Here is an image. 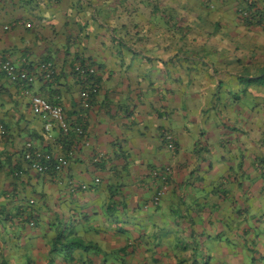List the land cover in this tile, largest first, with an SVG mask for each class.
Returning a JSON list of instances; mask_svg holds the SVG:
<instances>
[{"label":"crops","instance_id":"0c3cea01","mask_svg":"<svg viewBox=\"0 0 264 264\" xmlns=\"http://www.w3.org/2000/svg\"><path fill=\"white\" fill-rule=\"evenodd\" d=\"M221 1L234 16L239 0ZM232 20L221 21L231 36L192 40L197 54H185L139 0H0V58L84 129L63 172L32 170L25 142L54 162L75 135L44 132L22 83L0 72V264H264V53ZM251 58L261 64L243 72ZM80 60L100 84L85 111Z\"/></svg>","mask_w":264,"mask_h":264},{"label":"built area","instance_id":"2783aa9c","mask_svg":"<svg viewBox=\"0 0 264 264\" xmlns=\"http://www.w3.org/2000/svg\"><path fill=\"white\" fill-rule=\"evenodd\" d=\"M47 64L42 71V76L44 79L49 80L54 74V69ZM76 78L80 83L79 99L80 107L82 110H87L90 107V99L92 94H96L99 91L100 84L96 80V69L93 65L88 62L81 64L76 62L74 64ZM0 71L5 72L8 76L14 77L16 79H22L23 82L32 83L35 81L36 76L24 67L13 64L10 61H5L0 58ZM23 85V93L28 97L30 108L32 112L38 115L43 120V130L49 133L52 128L56 125L60 130L62 136H70V132H74L73 137H71L70 146L65 150L61 151L56 155L54 162L48 161L49 157L40 149L38 146L34 145L31 141L24 143L23 157L28 162L29 167L32 170L41 173H49L53 171L55 173L63 172L69 163V159L73 157L75 151L79 147L80 141L79 137L84 135V129L82 123L77 126H72V122L68 120L64 107L60 103H55L49 101L46 97L34 93L27 85ZM81 120L87 119V114L81 112L79 114ZM5 133L3 125L0 123V136ZM166 146L169 150L175 149V143L172 140L171 135L165 136ZM45 158L47 160H45ZM171 169L167 168L166 174L169 175ZM153 174H158L157 170L153 171ZM164 180L166 176L162 177ZM98 182V178L95 179ZM166 183V182H163ZM83 189L86 185H80ZM165 184L159 188L152 196L153 204L158 203L163 190L165 189ZM31 225L33 223H30ZM149 264V263H147Z\"/></svg>","mask_w":264,"mask_h":264},{"label":"trees","instance_id":"16d2710c","mask_svg":"<svg viewBox=\"0 0 264 264\" xmlns=\"http://www.w3.org/2000/svg\"><path fill=\"white\" fill-rule=\"evenodd\" d=\"M166 0H139V2L141 4H143V6L145 8H150L152 11L153 15H157V14H161V17L163 16V20L165 23L169 24L170 30H176L179 31V36L184 39V44L185 46H183V48H181L179 51H182L185 54L190 53V50H192V43L197 37H195L194 35H191V32L194 29H200V30H204L207 32L208 36H230L229 31L230 29L223 31L225 28V25L222 23L221 21L218 20L215 23H206V19L207 17L205 16L204 12L202 11V9H210V5L206 3L207 0H199L198 3V7H200V9H195L197 6L196 5H190L191 9L193 10H198L197 15L195 16V19L193 20V22L195 21V23H191V21H188V23L185 22L184 25L182 26H178L177 27V22L182 20V13L180 12L181 10L186 12V10L189 9V3L191 2H195V0H168L169 2H165ZM176 9H179V13H176ZM190 10V9H189ZM185 14V13H184ZM208 14V13H206ZM179 16V17H178ZM180 20H178V18ZM197 17V18H196ZM233 23L237 24V26H239L240 28H245L246 29V34H243L242 36L246 39V48L249 50V52L251 53H255L256 51H260L261 53H264V44L263 45H254L252 44V41L250 39V37H252V32H256V31H260L262 30V33H264V0H239V5L237 6V8L235 9V14L233 16ZM208 22V21H207ZM224 23H230L231 21H222ZM194 24L197 25L198 28H196V26H194ZM228 26V24H226ZM226 26V28H227ZM249 35V36H247ZM194 36V37H193ZM189 40H191L192 42H190ZM194 44V43H193ZM191 46V47H189ZM256 47V49L254 48ZM254 48V49H253ZM192 53V52H191ZM80 62L81 64H83L84 62H88L86 60H80L77 61ZM241 62V66H242V70L243 72H249L252 68H256L258 64H261V62L259 61H253L252 58L249 59L248 61H240ZM89 63V62H88ZM263 63V62H262ZM90 64V63H89ZM93 65V64H91ZM264 65V63H263ZM75 72V69L73 70ZM2 72V71H0ZM4 73L6 76H8L5 72ZM31 73V72H30ZM76 73V72H75ZM33 74V73H32ZM35 75V74H34ZM8 78H13L8 76ZM246 79V77H245ZM19 80L20 83L25 84V86L27 85V88H30V84L31 83H26L23 82L22 79H16ZM96 80L99 83L98 79H97V74H96ZM250 81H255L258 83H262L264 81V72H262V76L260 77V80H262V82L257 81V78H251L249 79ZM79 83V82H78ZM80 84V83H79ZM31 89V88H30ZM96 94H92V96H94ZM91 96V99H92ZM90 99V101H91ZM2 124V123H1ZM3 125V124H2ZM5 133H6V128L3 125ZM4 133V135H5ZM166 135H171L172 134L170 132H166L164 133V139ZM166 140V139H165ZM172 140L174 141L173 137ZM161 177H164L165 174L161 173L160 174ZM167 179V178H166ZM79 188H81V186H78ZM71 190H76L77 187H70ZM152 199V198H151ZM149 204H153L152 200H150ZM157 204V203H156ZM29 223H35L33 220H29ZM32 224V225H33ZM149 262H145L144 264H147ZM151 264V263H149Z\"/></svg>","mask_w":264,"mask_h":264},{"label":"rangeland","instance_id":"374dc122","mask_svg":"<svg viewBox=\"0 0 264 264\" xmlns=\"http://www.w3.org/2000/svg\"><path fill=\"white\" fill-rule=\"evenodd\" d=\"M198 3H199V0H195V2H191V3L188 4L190 10L189 9L186 10V12L184 14V20H185L186 23H188V21H191V23H195V21L193 22V20L195 19L196 13L200 9V7L197 6ZM206 3L210 5V8L214 6V8L212 10L211 9H204V8L202 9V11L204 12L205 16L207 17V19H206L207 21L213 22V20L215 21L217 18L220 21H228V20H231L233 14L232 13L225 12V10H226V9H224V6H226L225 3H222V1L220 2V0H207ZM190 5L191 6L192 5H196L197 7L195 9H198V10L196 11V10L191 9L190 8L191 7ZM222 5H224V6L222 7ZM220 8H222V9L220 10ZM206 12H208V14H206ZM194 26H196V28H198L196 24H194ZM231 33H232V29H230V31H229L230 36H231ZM191 35H194L195 37H197L196 39H198V40H200L202 38L209 37L206 31L200 30V29H198V30L197 29H194L191 32ZM189 41L192 42L191 40H189ZM193 45L195 46L196 44H192V46ZM189 47H191V46H189ZM190 54H197V53L194 52L193 50H190ZM249 104H251V103H249ZM235 106L236 105H234V107ZM242 118L245 120L244 114L242 115Z\"/></svg>","mask_w":264,"mask_h":264}]
</instances>
